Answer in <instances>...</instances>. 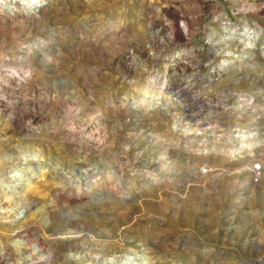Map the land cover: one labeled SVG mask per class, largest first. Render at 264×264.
Masks as SVG:
<instances>
[{"label":"rangeland","instance_id":"374dc122","mask_svg":"<svg viewBox=\"0 0 264 264\" xmlns=\"http://www.w3.org/2000/svg\"><path fill=\"white\" fill-rule=\"evenodd\" d=\"M124 257L264 264V0H0V264Z\"/></svg>","mask_w":264,"mask_h":264},{"label":"bare ground","instance_id":"6f19581e","mask_svg":"<svg viewBox=\"0 0 264 264\" xmlns=\"http://www.w3.org/2000/svg\"><path fill=\"white\" fill-rule=\"evenodd\" d=\"M231 36V32H229V34L227 35V36H224L221 40H223V41H225L226 39H227V37H230ZM254 33H249V31L248 30H246V29H244L242 32H241V34H240V37H239V40L243 43V44H245V45H247V44H249L253 39H254ZM211 48V47H210ZM211 52L213 51V50H210ZM153 54V53H152ZM192 60V59H191ZM134 62V61H133ZM220 62L221 61H219V64H220ZM199 77V76H198ZM190 79V78H189ZM188 79V80H189ZM178 82V81H177ZM179 95V93H177V96ZM193 96V95H192ZM188 104V103H187ZM83 171L84 170H81V172L83 173ZM34 249H36L37 250V252H39V251H41V245H40V243L39 242H37V241H35V243H34V247H33ZM120 264H142V262L141 261H138V262H136V261H134V260H132V259H130V258H128V257H124L122 260H120V262H119Z\"/></svg>","mask_w":264,"mask_h":264}]
</instances>
